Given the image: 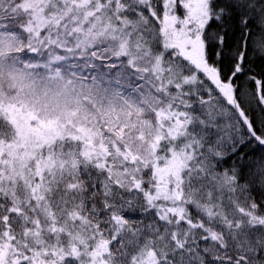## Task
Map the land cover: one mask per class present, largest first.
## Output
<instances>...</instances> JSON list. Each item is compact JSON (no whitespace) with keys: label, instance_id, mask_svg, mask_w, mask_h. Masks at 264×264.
Wrapping results in <instances>:
<instances>
[{"label":"snow or ice","instance_id":"1","mask_svg":"<svg viewBox=\"0 0 264 264\" xmlns=\"http://www.w3.org/2000/svg\"><path fill=\"white\" fill-rule=\"evenodd\" d=\"M0 264H264V0H0Z\"/></svg>","mask_w":264,"mask_h":264}]
</instances>
